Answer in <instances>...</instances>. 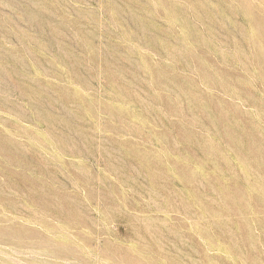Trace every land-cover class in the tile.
Instances as JSON below:
<instances>
[{
	"label": "rangeland",
	"instance_id": "374dc122",
	"mask_svg": "<svg viewBox=\"0 0 264 264\" xmlns=\"http://www.w3.org/2000/svg\"><path fill=\"white\" fill-rule=\"evenodd\" d=\"M0 264H264V0H0Z\"/></svg>",
	"mask_w": 264,
	"mask_h": 264
}]
</instances>
